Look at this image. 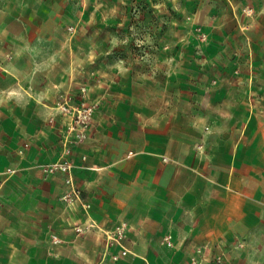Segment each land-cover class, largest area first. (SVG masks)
Masks as SVG:
<instances>
[{
  "label": "rangeland",
  "instance_id": "obj_1",
  "mask_svg": "<svg viewBox=\"0 0 264 264\" xmlns=\"http://www.w3.org/2000/svg\"><path fill=\"white\" fill-rule=\"evenodd\" d=\"M260 9L0 0V264H264V226L190 242L157 228L137 243L144 222L94 215L98 179L111 173L96 157L123 116L264 127Z\"/></svg>",
  "mask_w": 264,
  "mask_h": 264
},
{
  "label": "crops",
  "instance_id": "obj_2",
  "mask_svg": "<svg viewBox=\"0 0 264 264\" xmlns=\"http://www.w3.org/2000/svg\"><path fill=\"white\" fill-rule=\"evenodd\" d=\"M254 1L264 18V0ZM126 116L113 126L104 155L96 157L111 170L98 179L97 219H131L137 228L144 222L137 243L152 242L157 228H181L176 237L190 242L249 236L264 226L262 125L142 124L135 114ZM137 256L151 258L146 251Z\"/></svg>",
  "mask_w": 264,
  "mask_h": 264
},
{
  "label": "built area",
  "instance_id": "obj_3",
  "mask_svg": "<svg viewBox=\"0 0 264 264\" xmlns=\"http://www.w3.org/2000/svg\"><path fill=\"white\" fill-rule=\"evenodd\" d=\"M168 159H165V161H167Z\"/></svg>",
  "mask_w": 264,
  "mask_h": 264
}]
</instances>
